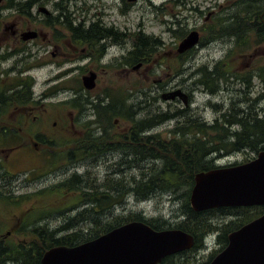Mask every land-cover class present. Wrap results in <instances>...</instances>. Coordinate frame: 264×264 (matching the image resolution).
<instances>
[{
  "label": "flooded vegetation",
  "instance_id": "af4514ba",
  "mask_svg": "<svg viewBox=\"0 0 264 264\" xmlns=\"http://www.w3.org/2000/svg\"><path fill=\"white\" fill-rule=\"evenodd\" d=\"M244 1L217 5V0H0V156L12 162L33 146L44 162L53 164L59 158L54 147L56 119L67 112L70 129L81 135V142L67 149L64 164L85 160L107 170L108 177L101 185L97 182L96 190L101 197L108 193L107 200L98 207L110 212L135 196V177L127 174L143 157H137L136 148L150 147L154 138L176 147L177 162L186 166L182 178L188 177L193 184L168 193L177 199L188 193L191 206L195 176L201 172L194 168L190 174L191 167L201 161L212 165L203 171L233 167L253 160L261 151H252L247 129L264 117V0H256V14H233ZM71 4L75 6L72 11ZM216 7L226 14L221 16ZM119 17L125 24L122 27L116 25ZM151 26L161 28L159 35L147 30ZM194 31L198 32L196 45L179 51ZM226 35L233 47L225 59L201 63L199 51L208 50ZM163 66L166 73L155 78L152 71ZM140 72L144 75L140 82L155 89L136 90ZM91 73L95 87L87 89L83 77ZM74 78L78 88L70 85ZM138 94L145 98V105H137ZM158 95L169 107L176 105L175 112L148 122L152 125L136 126L138 114ZM201 95L208 98L205 103L199 102ZM208 107L215 112L213 117L205 116ZM117 110L125 119L113 117L112 123H106V113ZM90 113L94 118H88ZM173 120V128L154 131L156 125ZM263 145L264 140L257 142V148ZM213 148L220 149L215 156ZM236 152L244 153L243 158H232ZM1 158L0 212L21 209L20 195L15 192L24 181L19 179L20 172L4 168ZM69 179L88 185L86 176L77 173L63 181ZM122 180L128 184L123 188L119 186ZM180 190L185 193L179 194ZM121 194L123 200L118 201ZM86 206L81 202L71 210ZM252 207H227L238 209L223 217L239 220ZM8 235L0 234V244H6Z\"/></svg>",
  "mask_w": 264,
  "mask_h": 264
},
{
  "label": "rangeland",
  "instance_id": "374dc122",
  "mask_svg": "<svg viewBox=\"0 0 264 264\" xmlns=\"http://www.w3.org/2000/svg\"><path fill=\"white\" fill-rule=\"evenodd\" d=\"M192 1V0H188ZM197 1V0H196ZM202 1V0H200ZM226 0H217V5L225 3ZM78 6H80V2L77 3ZM75 6L71 4V7H69L70 11L74 9ZM217 11L220 12L221 16H224L226 12L221 11L218 7H216ZM74 12V11H73ZM224 18V17H222ZM116 25L118 26L121 23V27L125 24L122 23V18L119 17L118 20H116ZM119 23V24H118ZM137 24V20L134 23ZM138 28V27H137ZM148 31L158 34L161 32V28H158L156 26H151L147 29ZM159 31V32H158ZM219 36V34L217 35ZM229 36L226 35V37L219 38L220 40H215L213 43H211V47L208 48V50H200L197 58L201 61V63H205L208 61H215L218 62L220 60L225 59L229 49L233 47V43L227 38ZM165 59L169 62V57H165ZM165 66L158 68L157 70H153L152 73H154V77L157 78V76L160 74L162 76L164 73H166ZM77 73L73 74V77H75ZM136 90H144L149 91L148 88H156L153 85L146 86L143 84V82H140V79L144 77L143 72H140V75L137 74L136 76ZM139 82V83H138ZM173 84V82L171 83ZM74 88L79 87V83L75 78L73 79L72 83L70 84ZM127 83L123 84L122 87L126 89ZM121 87L122 91L123 88ZM124 89V91H126ZM256 91L258 89L254 90L252 93L253 96L256 95ZM97 88L92 91V93H96ZM155 94V93H154ZM137 105L142 103V105H145V98L143 96L136 97ZM208 98L204 95L200 96V103H205ZM229 104V103H228ZM169 105L161 99V97L158 95V97L153 100L151 105L149 107L144 108L140 113L139 117H152L153 115H165L166 112H175L176 105L170 104ZM264 105V102H263ZM215 112L211 108L206 109L205 116L210 118L213 117ZM74 117L77 118V114L74 113ZM89 119L94 118L93 115L90 113L88 116ZM70 117L68 116L67 112H64L62 114V118H57V128H56V145L54 147L57 151V157L58 160L53 161V164L48 162H44V156L39 157L37 155V152L35 151V147H30L29 150L22 153L19 158L12 162H5L3 159V156H0L2 159L1 162L4 166V168L9 169L10 171H16L20 172L19 179L20 181H24L23 187H19V190L16 191V196L20 195V200L22 203V208H9L8 210H4L0 212V234L7 235L9 233L6 244L9 243H15L18 241H23L25 239L24 232L22 231L23 226L27 223L28 220H32L35 216L38 217V214L41 210H61L71 207L72 205L80 204V190L76 193H64L62 190H59L57 188L58 184L63 181V179L67 178L68 175H71L72 173H77L80 176H86V179H88V185L84 183L77 182V180H73L72 184L77 185L79 184L83 188H89L91 185L92 189L98 188L97 184L99 183L101 185V182L108 177L106 175L107 170L102 165H91L85 160H81L77 162L76 164H64L65 158H63L66 154L68 148H71L73 143H79L81 142V135L76 134L75 131H72L70 129ZM83 121V119L81 120ZM168 123V124H167ZM176 125V122L173 120L170 123H161L159 125L155 126L154 131L155 132H165L167 129L173 128ZM31 132L30 129H26V133ZM77 141V142H76ZM119 153V152H118ZM242 152H236L232 155V158H243ZM119 156V155H118ZM118 158H121L119 156ZM224 161V160H223ZM45 164H44V163ZM44 164V165H43ZM72 164V165H70ZM149 166V163L142 162L139 166H134L131 169V173L127 174V177H140L141 173L143 171H147ZM145 174L147 172H144ZM30 179L28 178V176ZM29 179V180H28ZM98 179V180H97ZM120 179V178H118ZM128 181V178H125ZM96 180V181H95ZM121 180V179H120ZM119 180V181H120ZM16 181V180H15ZM98 182V183H97ZM110 184H113L115 182H109ZM118 183V181H116ZM119 186L121 188L124 187V185H128L125 180L123 183L119 182ZM3 189H10L5 188L4 186H1ZM41 190H46L47 192L42 195L34 194L36 192H39ZM63 192V193H62ZM185 193V190H180V193ZM28 195V196H25ZM16 198V197H14ZM171 199H173L171 201ZM186 200V194L183 195L181 198H174L173 193H157L153 197L147 200H139L135 196H130L126 199V202L122 205H120L118 208H116L113 211L106 212L102 214L99 218L100 223L103 224L105 222L111 221L116 219L117 217L121 218H129L132 214H140L142 217L147 219H154L155 221H160L164 227H174L176 224H178L181 220L184 219V216L181 215L182 210L180 209L181 206H184ZM11 205V204H9ZM8 205V206H9ZM17 204H14L13 206H16ZM82 207H80L81 209ZM79 210H70L69 212L57 215V216H51L47 224L51 229H58L62 226L68 220L69 218L75 217L77 212ZM213 221H218L221 223H227L230 221V218L228 217H215L213 218ZM94 225L91 222L86 223H80L79 225H75L73 229H70L68 231L59 232V235H65L66 233L70 232H76L79 233L82 231V233L85 235L91 228H93ZM217 232L206 235L204 237V244L199 249H191L189 251H186L184 255L181 256V259H177L179 264H200L202 262L207 261L211 254L221 247L220 244L217 243Z\"/></svg>",
  "mask_w": 264,
  "mask_h": 264
},
{
  "label": "trees",
  "instance_id": "16d2710c",
  "mask_svg": "<svg viewBox=\"0 0 264 264\" xmlns=\"http://www.w3.org/2000/svg\"><path fill=\"white\" fill-rule=\"evenodd\" d=\"M256 0H246L243 3L240 2L233 11V14L243 15V14H256L258 13ZM252 6V7H251ZM225 28H232L227 24H224ZM235 27V26H234ZM140 108H137V113ZM97 112V111H96ZM227 115V114H226ZM113 117H119L125 119L123 113L120 110L117 112H108L105 116L106 123H112ZM163 115H153L152 117L140 118L139 114L136 117L135 125L136 126H145L148 122H152L156 119H163ZM148 125H152L148 124ZM250 126L247 129V138L249 142H252L253 148L252 151L264 150V145L261 148H257V142L264 140V117L260 121L249 124ZM253 126V127H251ZM257 128V129H256ZM205 129L202 130V132ZM201 140H203V135H201ZM217 141L219 138L217 137ZM77 142V141H76ZM203 149V144H201ZM244 149V148H240ZM213 155H217L220 149H211ZM235 151V150H234ZM137 157L141 154L143 157V162L149 163L147 171H143L140 177L135 178V197L139 200H147L156 195L157 193H165L168 191L176 192L179 188H186L193 184V181L188 180V177L182 178L186 166L183 162H177V151L176 147L172 144L165 146L160 138H154L152 145L150 147H137L135 150ZM167 160V163L163 161ZM163 161V163H162ZM212 165L201 161L197 167H191V172L194 168L199 171L210 169ZM144 172H147L146 174ZM73 180H64L60 182L57 186L59 190H62L64 193H76L80 190V201L87 203L88 206L83 210L77 212L75 217L69 218L64 224L58 229H51L47 221L53 215H62L71 210V207L61 210H41L38 214V217H34L31 221L28 220L27 223L23 226L22 231L24 232L25 239L23 241L0 244V264H5L10 260H17L20 264H41V259L45 251L53 246L58 245H68L73 246L85 241L94 239L115 227H118L129 221H143L148 223L151 227L156 230H162L166 228H180L186 232L191 233L196 238L195 245L192 248L193 250L199 249L204 244V237L210 232H217V243L221 245L220 248L215 250L210 258L200 264H207L210 260L217 255L228 243V234L233 230L238 229L245 223L251 221L252 219L260 216L264 212V207H252L246 209L245 217L237 220L230 221L228 223H221L218 221H213L215 217L225 216L231 214L232 210H237L238 208H227L222 207L219 209H209L206 211L197 212L193 210L189 204V194H186V203L184 206V211L181 215L184 216V219L181 220L174 227H164L160 224V221H155L154 219H147L142 217L140 214H132L129 218L117 217L114 220L100 223V216L106 212H109L106 207H98L97 204L102 201L107 200L106 193L104 197L99 196L96 193L98 188L92 189L91 185L89 186L88 191H84V188L79 184H72ZM123 183V180L121 181ZM46 190H41L34 194L42 195L45 194ZM62 192V193H63ZM28 196V195H25ZM123 200V194L119 196L118 201ZM240 210V209H239ZM91 222L94 227L91 228L85 235L80 231L79 233L70 232L65 235H59V232L68 231L73 229L76 225L80 223ZM186 252L179 254L171 255L163 259L162 264H179L177 259H181V256ZM183 264V263H182ZM196 264V263H193Z\"/></svg>",
  "mask_w": 264,
  "mask_h": 264
},
{
  "label": "water",
  "instance_id": "95a60500",
  "mask_svg": "<svg viewBox=\"0 0 264 264\" xmlns=\"http://www.w3.org/2000/svg\"><path fill=\"white\" fill-rule=\"evenodd\" d=\"M197 42L198 32L194 31L179 51ZM83 85L93 89L95 74L84 76ZM190 203L197 212L264 206V150L247 163L199 172ZM194 244L195 237L182 229L155 230L143 221H131L77 245L53 246L45 251L41 264H161L165 257L189 250ZM208 264H264V213L231 232L227 246Z\"/></svg>",
  "mask_w": 264,
  "mask_h": 264
},
{
  "label": "bare ground",
  "instance_id": "6f19581e",
  "mask_svg": "<svg viewBox=\"0 0 264 264\" xmlns=\"http://www.w3.org/2000/svg\"><path fill=\"white\" fill-rule=\"evenodd\" d=\"M142 162L143 160L138 158L137 161L135 162V166H139Z\"/></svg>",
  "mask_w": 264,
  "mask_h": 264
}]
</instances>
